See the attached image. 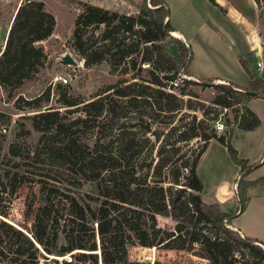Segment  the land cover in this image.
<instances>
[{
	"label": "trees",
	"instance_id": "1",
	"mask_svg": "<svg viewBox=\"0 0 264 264\" xmlns=\"http://www.w3.org/2000/svg\"><path fill=\"white\" fill-rule=\"evenodd\" d=\"M148 2L143 0L140 4L134 3L136 9L130 13L87 4L85 12L76 21L72 44L84 59V65L88 67L104 62L110 74L127 77L103 90L100 93L103 95L99 94L96 99L85 102L82 105L84 118H77V122L88 121L92 111H95L93 115L96 118L107 113L126 121L130 119L127 111L114 115L120 108L143 101L151 109L164 110L157 99L166 102L174 99L171 92H165L159 87L163 86L164 79H175L180 66L189 57L188 50L181 41L176 40L178 56L173 58L168 54L165 42L172 38L170 32L174 31L168 4L165 0ZM15 9L5 43L0 50V86L9 95L12 89L21 87L40 71L43 50L41 42L52 35L56 23L54 15L45 9L42 0H20ZM239 62L248 76L246 85L231 82L213 84V103L228 108L240 103L242 99L250 100L256 93L264 99V81L254 77L242 58ZM144 64L147 66L143 67ZM144 68L150 76L149 80L143 79L147 83L138 81V74ZM216 79L198 78L208 84ZM48 98V90L30 100L19 95L17 101L23 100L24 104L18 108L27 106L38 110L32 114L31 119L35 129L42 132L41 140L47 139L51 151L59 158L57 160L68 162L71 168H76L82 174L83 180L94 183L96 195L89 197V202L83 203L66 193L56 191L57 195L53 188L41 184L43 200L35 215L32 239L43 251L51 254V248L56 246V243L46 241V232L55 226L59 216H64L58 209L60 202H64V223L69 229L65 233L67 243L64 247L59 246V250L67 253L79 249L80 252L73 257L77 263L63 260V264H82L87 261L97 264L93 253L97 249L96 235L102 242L106 238L112 240L109 246L103 243V254L109 250L124 264H137L127 263L124 259L131 238L144 247L186 251L206 259L208 264H244L238 261L239 257L244 256L247 257L244 262L264 264V243L243 237L237 230L223 225V219L230 215L222 211L219 203H206L201 197L203 183L196 174L199 158L209 141L216 139L236 159V150L228 137L230 134L219 135L213 128L208 133L200 132L199 124L195 123L193 116L186 127L179 130L173 142L160 145L157 161L154 165L153 162L148 163V168H145L143 162L147 155H142L140 137L136 130L127 131L125 122H122L114 141L96 139L92 144L84 142V148L80 149L68 133L72 123L60 120L62 117L58 107L47 106L45 103L44 108H39ZM82 102L66 98L62 103L78 107ZM258 124V118L248 108L245 109V115H239L238 128L242 130H251ZM145 131H149V126L145 127ZM152 134L159 137L156 132ZM194 137L203 140L200 149L194 154L181 153L176 156L181 151L180 143ZM167 145L169 149L166 150ZM180 158L183 160L178 163ZM246 162L244 160L240 171L255 165L246 166ZM244 173L240 175L236 189L241 209H244L242 196L245 185L239 191V183L244 179ZM0 215L5 216V213L0 211ZM1 216L0 232L8 227L22 235L33 247L24 255L17 247L13 248L14 243H11L1 254L14 264H28L26 259L31 261L30 264H38V256L42 255L38 248L21 231L2 220ZM159 217L168 218L172 225H161ZM226 222L230 224L228 220ZM87 224H91V232L83 239ZM49 235L57 239V233Z\"/></svg>",
	"mask_w": 264,
	"mask_h": 264
},
{
	"label": "rangeland",
	"instance_id": "2",
	"mask_svg": "<svg viewBox=\"0 0 264 264\" xmlns=\"http://www.w3.org/2000/svg\"><path fill=\"white\" fill-rule=\"evenodd\" d=\"M42 1L45 9L54 15L56 23L52 35L41 42L43 50L41 52L40 71L34 78L26 80L21 87L12 89L10 91L11 95L0 86V211L5 213V216H0L2 220L12 225L14 229L21 231L38 248L43 255L38 256V264H63V260L77 263L73 257L78 256L80 252L79 249L67 253H62L59 250V246L64 247L65 243H67L65 233L69 229V226H65L64 223V218L66 217L64 202H60L58 208L64 216H59L58 222L54 223L55 226L47 229L46 232L48 237L46 241L48 243H56L55 248H51L53 252L51 254L46 253L38 246V243L33 241L32 231L35 229L33 223L37 209L43 200L41 184H45L46 188H53L54 193L57 195L56 191L66 193L81 200L83 203L84 201L89 202V197L96 195V189L94 183L83 180L82 174L78 173L75 170L76 168H71L72 166L68 162L57 160L59 158L51 151L49 143L46 141L47 139L41 140L42 132L33 126L31 116L38 110L27 108V106L23 109L18 108L19 105L24 104L23 100L17 101L19 95L25 100H30L43 91L48 90V101L43 102L39 108H44L45 103H47V106L58 107L62 117L60 120L72 123L68 133L71 138L75 139V144L80 149L84 148V142L92 144L96 139H104L106 142L114 141L122 126V122H125L126 130L129 132L136 130L140 137L139 143L141 144L142 155H147V159L143 162L145 168H148V163L153 162L154 165L158 159L157 151L160 145L166 142H173L179 130L186 127V123H189L193 116H195V123L199 124L200 132L205 133L210 132L214 126V121L220 118L226 128L223 132L217 134L226 136L230 134L228 137L230 144L236 150V159L229 154L219 141L213 142L206 154L199 158L196 174L202 180L205 191H211V196L217 190L216 187L220 182L225 179L229 181L235 180V174L238 175V178L235 180L234 188L238 189L237 181L245 171H240L241 166L244 165V160L247 161L245 163L246 166L248 163H255L264 148V100L253 99L248 103L247 107L248 101L242 99L240 103L228 107V110L224 111L222 106L213 103L215 90L212 87L213 84L223 81L213 80L208 84L198 80V78L193 77L188 72L185 62L180 66L173 81L164 79L162 87L154 86L174 95V99L171 98L167 102L157 99L159 101L157 103H161L164 110L151 109L146 102L139 101L137 105L125 107V110L120 108V111L114 114L118 115L127 111L130 119L126 121L107 113H103L102 116L96 118L93 115L95 111H92L88 121L79 123L77 118H84L82 105L103 95L100 94L103 90L126 76L110 74L109 67L104 62L88 67L85 66L84 59L78 54L72 44L74 25L85 12L87 4L98 5L120 13L133 12L136 7L131 0ZM142 1L139 0L135 3L140 4ZM146 1L149 3L148 0ZM19 2L20 0H0V50L5 43L7 29H9L13 13H15V7ZM253 4L255 23L253 33L250 35L251 48L249 52L244 53L243 60L246 68L255 75L254 77L264 81V0L253 1ZM198 6L202 8L199 4ZM169 11L170 18H172L174 23H180L179 25L187 26L191 29L196 27V23L186 24L188 16H191L188 13V8L178 9L172 6L171 9L169 7ZM223 28L236 40L234 44L238 49L241 46H244L245 50L249 47V43H241V34L239 35L231 24L225 22ZM170 34L172 38L167 39L165 44L173 41V39L181 41L187 48L189 56V48L185 43L173 37L172 33ZM174 42L176 44V41ZM169 46L168 51L171 52ZM177 46L175 45V47ZM64 55L71 57L75 63H65L63 61ZM256 60L261 62L259 69L254 67ZM146 66L147 64L143 65V67ZM147 71L144 68L138 74L139 82L147 83L143 79H150ZM59 76L66 77L67 82L59 80ZM148 91L151 92V90ZM256 94L252 98L259 97ZM153 95L155 96V93ZM66 98L83 102L78 107L77 105L66 106L62 103ZM246 108L251 110L260 121L259 127L251 131H244L238 128L239 115H245ZM136 116L141 118H136ZM146 126H149V131L144 132ZM174 127L177 129L174 130ZM153 132L159 134V137L156 138L152 134ZM202 145L203 140L200 137H194L187 142H182L179 145L181 151L176 156L181 155V153L194 154ZM167 149H169V145L166 146ZM169 154L170 151H168ZM182 160L183 158H180L178 163ZM260 173H264V168L255 172L253 176H258ZM244 185L245 181L241 179L239 191L243 189ZM44 191H47V189ZM242 199L244 200V194ZM235 202L236 200L233 198L229 201L230 205L227 206L231 208ZM226 221L227 218L223 219V225L234 229ZM159 222L161 225H172V222L165 217H159ZM85 226L88 229L84 231L86 234L83 239L88 237L87 234L91 232L92 228L91 224ZM93 227H96L95 224ZM52 232L57 233V239L54 240L52 235H49ZM0 234L2 239L0 241V264H14L8 262L7 258H5L6 256L1 254V251H4L11 243H14L12 245L13 248L17 247L24 255H27L33 249L30 242L8 227H4ZM95 239L97 249L93 253L96 255L97 264L123 263L116 254L109 250H106V254H103V243L106 246L111 245L112 240L110 238H106L102 242L99 236L96 235ZM128 243L127 254L124 256L127 263L208 264L206 259L194 256L186 251L144 247L135 242L133 238ZM3 253L7 254L6 252ZM24 257L22 256V258ZM245 260H247L246 256L238 259L240 263L250 264L249 262H244ZM26 262L28 264L31 263L29 259H26ZM82 264L94 263L87 261Z\"/></svg>",
	"mask_w": 264,
	"mask_h": 264
},
{
	"label": "crops",
	"instance_id": "3",
	"mask_svg": "<svg viewBox=\"0 0 264 264\" xmlns=\"http://www.w3.org/2000/svg\"><path fill=\"white\" fill-rule=\"evenodd\" d=\"M138 2L139 0H131ZM170 9L172 6L178 9L188 8L186 24L196 23V27L191 29L187 26H181L180 23L170 21L174 28L171 31L173 37L182 40L189 48V57L186 65L188 72L195 78L212 77L223 82H231L237 85L245 86L248 80L239 59L244 58V53L249 52L250 35L253 33L255 23V11L252 0H166ZM173 1V2H172ZM175 1V2H174ZM195 2V4H194ZM202 6L200 8L198 6ZM16 8V7H15ZM16 10V9H15ZM225 22L231 24L241 34V43H249L245 50L244 46L237 48L234 44L236 40L233 36L223 30ZM9 28V27H8ZM8 33V29H7ZM175 35V36H174ZM175 39L166 44L167 52L173 58L178 56V46ZM170 45L171 52L168 51ZM175 45L177 47H175ZM214 46V47H213ZM218 52V53H216ZM253 99L264 100L263 97H254ZM259 124L251 130L259 127ZM244 130V131H251ZM211 139L201 156L206 154L211 143L216 142ZM225 147V146H224ZM200 156V157H201ZM264 148L261 150L259 158L255 161L253 167L245 169L244 173V209L240 208L239 196L237 195L235 180L238 175L235 174V180H223L216 187L217 190L211 196V191L206 192L203 186L201 197L206 203H219L222 211L229 214L227 220L230 225L243 237L254 238L264 243V173L258 176L253 174L264 168ZM261 160V161H260ZM259 162V163H258ZM251 163H248L250 165ZM247 165V166H248ZM235 199L232 207H228L229 201Z\"/></svg>",
	"mask_w": 264,
	"mask_h": 264
},
{
	"label": "built area",
	"instance_id": "4",
	"mask_svg": "<svg viewBox=\"0 0 264 264\" xmlns=\"http://www.w3.org/2000/svg\"><path fill=\"white\" fill-rule=\"evenodd\" d=\"M254 67L259 69L261 67V62L256 60L255 63H254ZM59 80H61L62 82H67V78L66 77H62V76H59ZM223 110L224 111H227L228 108L227 107H223ZM215 132L217 133H220V132H223L226 128V126L224 125V122L218 118L214 121V126H213Z\"/></svg>",
	"mask_w": 264,
	"mask_h": 264
},
{
	"label": "water",
	"instance_id": "5",
	"mask_svg": "<svg viewBox=\"0 0 264 264\" xmlns=\"http://www.w3.org/2000/svg\"><path fill=\"white\" fill-rule=\"evenodd\" d=\"M63 58H64L63 61L65 63H71V64H74L75 63V61L71 57H69L68 55H64ZM256 95L259 96V97H262L260 94H256Z\"/></svg>",
	"mask_w": 264,
	"mask_h": 264
},
{
	"label": "bare ground",
	"instance_id": "6",
	"mask_svg": "<svg viewBox=\"0 0 264 264\" xmlns=\"http://www.w3.org/2000/svg\"><path fill=\"white\" fill-rule=\"evenodd\" d=\"M173 34H175V33H173ZM175 36V35H174Z\"/></svg>",
	"mask_w": 264,
	"mask_h": 264
}]
</instances>
